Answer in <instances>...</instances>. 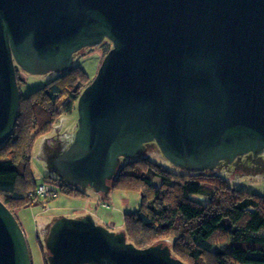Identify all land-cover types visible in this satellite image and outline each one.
Segmentation results:
<instances>
[{
	"label": "water",
	"instance_id": "obj_1",
	"mask_svg": "<svg viewBox=\"0 0 264 264\" xmlns=\"http://www.w3.org/2000/svg\"><path fill=\"white\" fill-rule=\"evenodd\" d=\"M18 67L31 74L65 72L61 0H0V146L20 112ZM48 157L52 172L69 184L68 147ZM51 226L45 240L49 264H73L71 217H59ZM0 264H33L19 216L2 200Z\"/></svg>",
	"mask_w": 264,
	"mask_h": 264
},
{
	"label": "trees",
	"instance_id": "obj_2",
	"mask_svg": "<svg viewBox=\"0 0 264 264\" xmlns=\"http://www.w3.org/2000/svg\"><path fill=\"white\" fill-rule=\"evenodd\" d=\"M21 70L20 67L17 68L20 88L23 79ZM20 100V112L14 131L0 146V200L15 214L19 207L42 197L37 192L40 185L33 179L30 163L38 137L53 129L57 115L61 113V105L66 111L65 72L28 95L23 94L21 89ZM41 116L45 117L43 122H40ZM49 178L56 184V192L70 194V186L65 179L57 175ZM50 225L49 229L52 227ZM48 232L44 233L45 240ZM41 247L46 264H49V250L43 243Z\"/></svg>",
	"mask_w": 264,
	"mask_h": 264
},
{
	"label": "rangeland",
	"instance_id": "obj_3",
	"mask_svg": "<svg viewBox=\"0 0 264 264\" xmlns=\"http://www.w3.org/2000/svg\"><path fill=\"white\" fill-rule=\"evenodd\" d=\"M61 74V72L55 71L31 74L26 70H21L20 75L23 77L21 80L22 93L28 95L47 84V82L58 78ZM59 110H61V113L57 115L53 129L48 134L39 136L34 144L30 169L32 170L33 179L36 180L38 185L46 183L57 187L49 178L55 173L48 166V156L54 152L61 153L62 150L68 147L66 111L63 105L59 107ZM44 120L45 117L41 116L40 122ZM17 215L24 226L33 264H46L41 243L46 248L44 233L50 230L48 227L50 224L46 225L45 222L46 220L50 222L54 217H71L70 194L63 192L59 195H53L49 193L32 203L19 207Z\"/></svg>",
	"mask_w": 264,
	"mask_h": 264
},
{
	"label": "built area",
	"instance_id": "obj_4",
	"mask_svg": "<svg viewBox=\"0 0 264 264\" xmlns=\"http://www.w3.org/2000/svg\"><path fill=\"white\" fill-rule=\"evenodd\" d=\"M55 186H53L52 184L51 185H49V184H46V183H42V184H40V186L38 187V190H37V192H38V194H39V196L40 195H42V196H47L49 193L50 194H55V195H57V193L59 192H56L55 190Z\"/></svg>",
	"mask_w": 264,
	"mask_h": 264
},
{
	"label": "crops",
	"instance_id": "obj_5",
	"mask_svg": "<svg viewBox=\"0 0 264 264\" xmlns=\"http://www.w3.org/2000/svg\"><path fill=\"white\" fill-rule=\"evenodd\" d=\"M18 212H19V208H18V210L16 211V216H18V215H17ZM56 218H57V217H54L53 220H55ZM19 219H20V218H19ZM53 220H51L50 222H48V220H46L45 224L48 225V224H50V223H53ZM20 221H21V220H20ZM21 224H22V226H23L22 221H21ZM23 227H24V226H23Z\"/></svg>",
	"mask_w": 264,
	"mask_h": 264
},
{
	"label": "flooded vegetation",
	"instance_id": "obj_6",
	"mask_svg": "<svg viewBox=\"0 0 264 264\" xmlns=\"http://www.w3.org/2000/svg\"><path fill=\"white\" fill-rule=\"evenodd\" d=\"M53 176H56V174H53Z\"/></svg>",
	"mask_w": 264,
	"mask_h": 264
}]
</instances>
